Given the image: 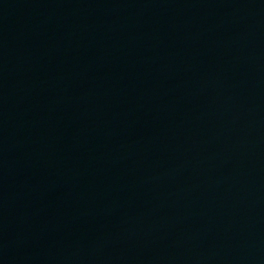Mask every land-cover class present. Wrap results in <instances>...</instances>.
<instances>
[{
	"label": "water",
	"instance_id": "water-1",
	"mask_svg": "<svg viewBox=\"0 0 264 264\" xmlns=\"http://www.w3.org/2000/svg\"><path fill=\"white\" fill-rule=\"evenodd\" d=\"M0 264H264V0H0Z\"/></svg>",
	"mask_w": 264,
	"mask_h": 264
}]
</instances>
